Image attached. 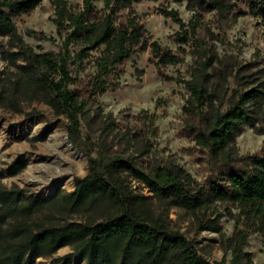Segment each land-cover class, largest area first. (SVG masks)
<instances>
[{
	"label": "rangeland",
	"instance_id": "obj_1",
	"mask_svg": "<svg viewBox=\"0 0 264 264\" xmlns=\"http://www.w3.org/2000/svg\"><path fill=\"white\" fill-rule=\"evenodd\" d=\"M262 1L233 0L203 13L184 43L195 16L189 0H93L92 20L109 17L113 46L122 43L130 55L119 67L118 89L77 116L75 143L70 113L55 92L60 41L53 19L58 8L69 18L82 0H40L12 15L14 36L0 37V73L19 83L21 111L0 107V183L48 201L74 190L87 171L86 155L101 164L118 160L146 178L131 182L147 197L146 215L183 234L207 264H264V23L250 11ZM91 71L88 64L84 74ZM187 81L204 89L201 111ZM241 95L247 117L234 139L221 151L206 150L200 133L211 132ZM15 162L22 168L11 174ZM210 182L227 197L213 194ZM35 262L86 264L68 246Z\"/></svg>",
	"mask_w": 264,
	"mask_h": 264
},
{
	"label": "trees",
	"instance_id": "obj_2",
	"mask_svg": "<svg viewBox=\"0 0 264 264\" xmlns=\"http://www.w3.org/2000/svg\"><path fill=\"white\" fill-rule=\"evenodd\" d=\"M232 1L189 0L195 16L182 41L187 43L188 38L194 37L203 13L229 8ZM244 1L251 4V0ZM38 2L0 0V37L12 38L15 33L12 15L26 12ZM93 11V0H82L80 10L69 18L58 8L53 19L60 41L54 60L58 77L55 92L60 105L70 113L73 143L77 116L98 96L118 89L119 67L130 55L122 43L113 46L117 33L112 20L106 16L96 24L92 20ZM250 11L264 23V1L250 6ZM77 43L87 46L75 50ZM98 47L109 52L93 58L89 53ZM88 64L92 71L84 74ZM184 85L195 108L201 111L205 103L203 87L188 81ZM20 91L18 82H11L8 75L0 73V107L21 111L17 100ZM244 97L241 95L217 118L211 132L200 133V142L206 150L221 151L234 139L239 122L247 117ZM86 156L87 171L75 179L74 190L57 191L48 201L27 195L26 189L16 185L8 188L0 183V264H37V257H50L63 246L79 254L86 264H207L183 234L146 215L147 197L131 185L133 180L144 182L146 178L135 176L137 170L133 166L118 160L101 164ZM260 163L264 169V160ZM21 168L22 163L15 162L9 172L15 174ZM218 185L210 182L208 186L213 194L220 190L227 197V192L216 188ZM243 239V233L238 232V245Z\"/></svg>",
	"mask_w": 264,
	"mask_h": 264
},
{
	"label": "bare ground",
	"instance_id": "obj_3",
	"mask_svg": "<svg viewBox=\"0 0 264 264\" xmlns=\"http://www.w3.org/2000/svg\"><path fill=\"white\" fill-rule=\"evenodd\" d=\"M65 142H66V141H65ZM66 147H67L69 150L74 151L72 148H70V145H69V144H67ZM67 151H68V150H67Z\"/></svg>",
	"mask_w": 264,
	"mask_h": 264
}]
</instances>
